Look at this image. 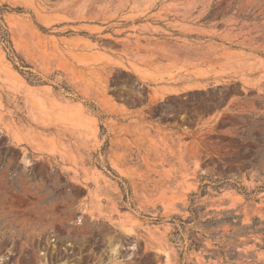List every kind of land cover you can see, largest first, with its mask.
<instances>
[{"label":"rangeland","instance_id":"obj_1","mask_svg":"<svg viewBox=\"0 0 264 264\" xmlns=\"http://www.w3.org/2000/svg\"><path fill=\"white\" fill-rule=\"evenodd\" d=\"M0 1V264H264V0Z\"/></svg>","mask_w":264,"mask_h":264},{"label":"trees","instance_id":"obj_2","mask_svg":"<svg viewBox=\"0 0 264 264\" xmlns=\"http://www.w3.org/2000/svg\"><path fill=\"white\" fill-rule=\"evenodd\" d=\"M11 11H17V12H22V8L21 7H11L9 6L7 3L5 2H1L0 1V43L2 44L3 49L6 52V56L8 58V60L11 62L13 68L21 75L25 78V80L30 83V84H41V83H45L35 72H33L30 69V65H28L24 59L22 58L21 55H19L13 48L11 40H10V33L8 30V27L5 23L4 20V15L8 12ZM52 86L55 90H60L62 89L67 95H69V97L76 99L77 97L74 96L71 92V90L69 89V87L63 83V82H53ZM87 104V103H86ZM88 106L92 109V110H96L95 106L93 105V103H88ZM98 117L100 119H102L104 116L102 115H98ZM100 131L103 134L104 133V127L103 125L100 123ZM107 143L105 141L104 146H106ZM103 146V147H104ZM106 172H110V174H112L114 177H118V175H116L114 173V171L109 167L106 166ZM203 180H207L206 182H203ZM229 177H224L222 179L219 178H213L212 176H202L201 180V184L199 186V191L198 192H192L190 193V202H189V206H188V210L190 212V214L192 216H196L198 214L199 211L203 210V206L196 203L197 199L202 197L203 195H205L207 193V189L208 187H213L214 189H219L222 186H230L232 188H236L237 190H242V192L247 196V193L245 190L244 185L239 184L237 181L235 182H229ZM121 185V183H120ZM122 186V185H121ZM257 190H264V186L260 185L257 187ZM233 217L229 216L226 219L229 220L231 222V219ZM161 219L160 217H156L155 220H159ZM177 219L180 222H187V220H183L179 217H172V220ZM212 221V220H210ZM190 246L198 248L200 246V241H193ZM183 264H191V263H187L184 262Z\"/></svg>","mask_w":264,"mask_h":264}]
</instances>
